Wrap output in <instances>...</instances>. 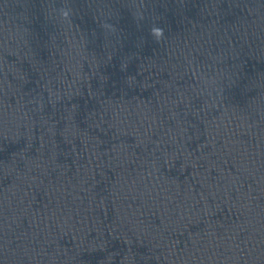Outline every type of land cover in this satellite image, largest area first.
Listing matches in <instances>:
<instances>
[{
	"label": "water",
	"instance_id": "1",
	"mask_svg": "<svg viewBox=\"0 0 264 264\" xmlns=\"http://www.w3.org/2000/svg\"><path fill=\"white\" fill-rule=\"evenodd\" d=\"M0 264H264V0H0Z\"/></svg>",
	"mask_w": 264,
	"mask_h": 264
}]
</instances>
